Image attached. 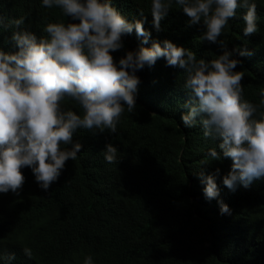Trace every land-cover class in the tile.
Instances as JSON below:
<instances>
[{"label":"trees","instance_id":"16d2710c","mask_svg":"<svg viewBox=\"0 0 264 264\" xmlns=\"http://www.w3.org/2000/svg\"><path fill=\"white\" fill-rule=\"evenodd\" d=\"M111 2L130 22L144 20L151 32L145 47L170 40L206 60L223 52L219 44L201 40L203 23L191 25L175 5L157 31L152 0ZM253 2L258 31L244 36L246 9L241 8L220 39L241 61L235 70L244 72V98L259 104L264 91V0ZM0 15L5 24L24 17L23 28L38 37L47 35L43 29L48 23L70 20L57 8L43 7L42 0H0ZM15 30L0 29L4 51L16 50L11 39ZM123 39L124 48L113 53L117 62L142 46L135 30ZM245 48L253 54L241 56ZM137 75L136 109L129 113L125 108L116 134L78 130L73 142L81 150L48 190L39 186L31 168H24L19 194L0 193V264H83L89 255L94 264H264V177L233 191L223 184L230 158L200 164L213 147L222 156L221 141L205 138L201 125H183L191 103L183 69L160 59ZM68 107L80 111L72 102ZM108 143L118 148L116 163L104 158ZM217 168L219 196L209 200L200 176L216 174ZM221 201L230 214H221ZM24 247L31 248L33 257ZM10 254L15 259L9 262Z\"/></svg>","mask_w":264,"mask_h":264},{"label":"clouds","instance_id":"9594fccd","mask_svg":"<svg viewBox=\"0 0 264 264\" xmlns=\"http://www.w3.org/2000/svg\"><path fill=\"white\" fill-rule=\"evenodd\" d=\"M174 5L191 25L203 23L201 40L219 44L222 54L197 59L194 51L170 40L145 47L151 32L144 20L130 22L111 0H42L43 7L57 8L70 20L48 23L43 29L47 35L39 37L23 28L24 17L5 24L0 15V29H16L11 37L16 50L0 48V193L19 194L25 183L24 168H31L39 186L48 190L66 162L80 152L82 145L73 142L78 130L116 134L125 108L129 113L136 109L141 83L137 72L152 68L160 59L166 60V66L184 70L183 86L191 94V103L182 116L183 125H201L205 138L221 141L222 156L213 147L200 164L230 158L232 167L223 184L233 191L237 185L248 187L264 177V91L259 104L244 98V72L235 70L241 61L220 39L241 8L246 9L244 36L255 34L257 4L253 0H152L157 31ZM140 14L144 15L142 9ZM134 30L143 38L142 46L128 50L117 62L113 53L124 48L123 38ZM252 54L246 48L240 51L241 56ZM69 102L80 111L68 107ZM104 158L116 163L118 148L108 143ZM219 171L200 176L206 199L219 196L215 178ZM220 211L230 214L222 201ZM24 252L33 257L31 248L24 247ZM14 259V254L7 256L9 262ZM83 264H94L92 256L85 257Z\"/></svg>","mask_w":264,"mask_h":264}]
</instances>
